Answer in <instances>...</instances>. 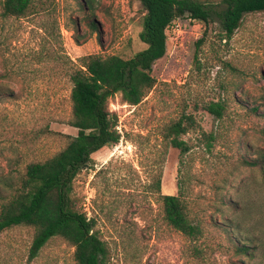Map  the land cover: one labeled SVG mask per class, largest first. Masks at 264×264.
<instances>
[{
	"label": "rangeland",
	"instance_id": "rangeland-1",
	"mask_svg": "<svg viewBox=\"0 0 264 264\" xmlns=\"http://www.w3.org/2000/svg\"><path fill=\"white\" fill-rule=\"evenodd\" d=\"M38 11L6 18L0 0L1 197L28 164L54 156L76 136L68 125L69 75L82 59H129L146 48L140 0H54ZM167 36L166 55L153 67L156 86L144 101L109 100L121 141L92 155L74 182V199L95 221L107 264H264L261 246L253 261L233 247L264 241V173L244 164L264 156V12L246 15L229 41L218 25L189 18L174 21ZM218 102L225 105L221 119L203 108ZM183 114L196 120L182 137L187 154L166 137ZM164 195L180 196L203 229L200 240L167 224ZM34 234L27 227L1 234L0 264H76L74 248L61 238L29 262Z\"/></svg>",
	"mask_w": 264,
	"mask_h": 264
},
{
	"label": "trees",
	"instance_id": "trees-1",
	"mask_svg": "<svg viewBox=\"0 0 264 264\" xmlns=\"http://www.w3.org/2000/svg\"><path fill=\"white\" fill-rule=\"evenodd\" d=\"M53 1L3 0L2 13L6 18H27L47 9ZM140 3L144 16L139 38L146 48L129 59L117 55H88L82 59V64L69 75L72 89L68 125L77 130L76 136H67L66 147L54 156L28 164L24 175L9 185L6 197L0 195V235L17 227L35 232L29 262L40 255L50 240L61 238L74 248L76 264H107L109 250L95 231V221L79 209L73 196L74 182L91 165L94 153L121 141L119 119L110 111L109 100L121 95L124 104L138 106L156 86L153 67L166 55L167 30L172 23L189 18L206 27L218 25L221 40L229 41L246 15L264 12V0H140ZM91 26L94 31L99 30L94 21ZM203 108L216 119H221L225 112V105L220 102ZM195 126L191 114H183L169 125L166 137L172 148L187 154L190 147L182 137ZM244 164L259 167L264 173V156ZM162 204L164 219L172 229L195 242L200 240L203 229L189 217L180 196L164 195ZM260 246L264 249L263 239L257 245L241 241L233 245L235 254L250 261L255 260ZM195 253L203 256L198 248Z\"/></svg>",
	"mask_w": 264,
	"mask_h": 264
}]
</instances>
